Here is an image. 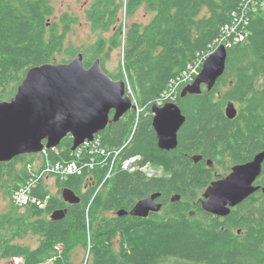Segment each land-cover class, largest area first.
Returning a JSON list of instances; mask_svg holds the SVG:
<instances>
[{"label": "trees", "instance_id": "trees-1", "mask_svg": "<svg viewBox=\"0 0 264 264\" xmlns=\"http://www.w3.org/2000/svg\"><path fill=\"white\" fill-rule=\"evenodd\" d=\"M255 1L95 0L87 18L94 30L111 34L98 37L91 57L83 53L84 65L88 67L95 58L101 60V52L109 54L122 46L123 63L117 76L106 71L102 60L101 66L114 79L127 78L141 109L134 129L135 113L131 109L97 137L110 151L126 143L122 159L139 155L140 165L164 167L171 180H151L141 170L128 172L116 163L111 176L96 191L107 165L92 162L93 166H83L80 174L55 178L60 191L69 188L80 197L79 203L68 204L50 194L43 183L45 178L26 167L36 161L35 154L0 162V192L9 200L6 209L0 211V260L22 255L24 264L45 262L54 256L53 246L62 243V255L51 264H76L68 257L79 245L90 246V264H166L169 260L264 264V192L252 194L242 208L222 220L199 208L191 214L193 207L186 200L207 178L201 164L192 161L199 152L209 158L215 152L231 150L240 161L264 150V0ZM141 6L151 12L149 20L127 24L126 18ZM51 14L47 0H0V101L13 98L30 67L58 62L56 56L65 49L71 24L66 19L61 23L52 20ZM232 24L247 37L241 42L227 41L221 78L224 89H203L200 94L181 97L179 91L186 84H179L174 99H163L162 104L174 101L185 121L178 130L175 151L159 150L151 119L144 117L151 116L152 105L171 82L178 81L188 66L203 60L217 46V39L235 33L224 31ZM60 61L69 60L63 57ZM216 91L222 98L216 97ZM227 101L236 105L233 119L225 116ZM71 146L70 136L62 139L56 153L48 151L51 160H76ZM88 159L84 153L81 161ZM262 170L260 185L264 186V162ZM18 189L34 201L16 204L12 195ZM155 189L181 193L185 202L182 206L170 204L153 219L107 215L133 207ZM59 208L67 209L65 216L50 219ZM236 228H242V234H237ZM29 234L39 238L34 249L18 243Z\"/></svg>", "mask_w": 264, "mask_h": 264}, {"label": "water", "instance_id": "water-1", "mask_svg": "<svg viewBox=\"0 0 264 264\" xmlns=\"http://www.w3.org/2000/svg\"><path fill=\"white\" fill-rule=\"evenodd\" d=\"M226 58L227 47L219 44L206 56L193 81L181 89L180 96L200 94L203 85L210 91L225 70ZM134 108L126 94L125 79H114L106 73L100 58H95L86 67L83 52H78L66 62L32 66L13 98L0 101V162L22 154L57 148L67 136L71 137V150L74 151ZM151 111L158 147L174 149L178 130L185 121L179 106L168 101L152 105ZM224 113L228 119L236 116L237 108L233 101H227ZM263 162L264 150H261L250 161L233 166L231 173L223 179L212 182L203 194V210L224 216L231 207L256 191L264 192V186L255 185ZM158 195L153 193L138 200L131 214L145 217L150 210H159L161 204L155 203ZM62 199L68 204L80 201V197L69 188L62 190ZM66 212V208L56 209L50 219L59 220ZM118 214H123V211H118Z\"/></svg>", "mask_w": 264, "mask_h": 264}, {"label": "rangeland", "instance_id": "rangeland-1", "mask_svg": "<svg viewBox=\"0 0 264 264\" xmlns=\"http://www.w3.org/2000/svg\"><path fill=\"white\" fill-rule=\"evenodd\" d=\"M47 1L49 2L52 8V14L50 16V19L58 20L60 23L61 21H63V19L64 20L66 19L69 20L71 24L65 40V49L62 52H59L56 56L58 62H62L60 60L63 57L70 60L74 58L78 52H83L84 54H86V56L91 57L93 53L94 45L98 37L100 35H103L106 38L110 36L111 34L110 32L102 33L100 30H94L93 27L91 26L89 19L87 18V11L91 8L95 0H47ZM150 16H151V12L145 6H141L131 17L126 18V22L127 24L130 21H138L145 23L149 20ZM121 17L124 19V8L121 11ZM99 55L102 60V65L106 69V71L117 76L119 69L121 68L123 63V47L121 46L114 48L109 52V54L106 53L105 50L104 52H101ZM119 78H123V77L121 76ZM132 110L135 113V121L133 124V129H134L137 123L136 114L138 111L135 108ZM153 167L154 169H156L155 166ZM43 183H45L46 189H48L50 194H55L57 197H62V190L60 191V187L58 186L55 178L49 176L44 179ZM98 185L96 189L98 188ZM8 203H9L8 198L2 192H0V211H4ZM87 225H88L87 235L89 236L90 223L88 222ZM38 240L39 238L37 235L29 234L26 237L19 239L18 243L27 246L30 249H34L37 246H39ZM89 250H90V246H82V245L76 246L74 250L71 252V255H69L68 259L75 262L76 264H90L91 256L89 254L90 252ZM63 251H64L63 244L56 243L53 246L54 256L45 262H38L36 264H51L52 260H55L58 256H60V254L62 255ZM0 264H24V257L22 255H19L9 258H3L2 260H0ZM166 264H195V263L193 262L177 263L174 260H169Z\"/></svg>", "mask_w": 264, "mask_h": 264}, {"label": "built area", "instance_id": "built-area-1", "mask_svg": "<svg viewBox=\"0 0 264 264\" xmlns=\"http://www.w3.org/2000/svg\"><path fill=\"white\" fill-rule=\"evenodd\" d=\"M248 2L255 3L256 1L255 0H247V3ZM262 4H264V1ZM235 25L236 24H232L231 27H229V26L225 27L224 31L229 32L230 30H235V33L233 35L227 34L225 37L222 36L219 39H217L216 40L217 46L219 44H225V46H226L227 41H229V40H232L234 42L235 41L241 42V41L246 39L247 33L243 30L237 31V29H235ZM216 47H214L213 49L211 48L209 53L214 51L216 49ZM206 56L203 58V60L197 61L196 64H192V65L188 66V70L184 71V73L181 75L182 77L178 81L175 80V81L171 82L169 88L164 93L161 94V96L157 102V105H162L163 99H169V98L174 99L173 97H175V94L178 90L179 84H188V83L192 82L195 75L199 71V69H198L199 65L200 64L202 65ZM124 78L126 81V94L131 98L132 103L135 105V109H137V111H138L136 114V118H138L141 109L139 107L137 99L135 98V96H134V94H133V92L129 86L127 78L126 77H124ZM169 96H171V97H169ZM169 101H171V100H169ZM125 144L122 146H119L118 148L113 149L112 151H110L108 147L102 146L100 144V140L96 134L92 141H85L78 148H76V150H74L76 152V160L65 161V162L61 161V160L53 161V160H51V158L49 156V152H48L49 150L44 149L43 151L36 153L35 158H38V159H36V161L34 163L28 162L26 164V167L28 168L29 171L34 170V172L38 173L41 178L42 177L47 178L49 176H52L53 178L58 177V178L64 179V178L68 177V175H70V174H74V173L80 174L83 166H86V168L90 169L93 166L92 162L93 163L99 162L103 165H107V168H106V172H105V176H104L103 181H101L99 183L98 188L96 189V191H97L101 188L104 180L111 176L113 168H114L116 163L120 164V167L122 170H126L128 172H133L135 170H141L144 173H146L147 175H149V173L152 171L150 164L140 165L138 163L141 159L139 157V155H132V156H129L125 159H122L120 154L122 153ZM51 150H54L55 153L57 152V150L55 148L51 149ZM84 153L87 154L89 159L82 162L81 158L83 157ZM12 200L20 206L27 204L30 200L34 201V199L29 198L28 193H26L22 189L15 190V192L12 195ZM41 207H44V204H41Z\"/></svg>", "mask_w": 264, "mask_h": 264}, {"label": "flooded vegetation", "instance_id": "flooded-vegetation-1", "mask_svg": "<svg viewBox=\"0 0 264 264\" xmlns=\"http://www.w3.org/2000/svg\"><path fill=\"white\" fill-rule=\"evenodd\" d=\"M225 68H226V66H225ZM224 72H225V70H224ZM224 72H223V74H224ZM223 74L217 79L214 87L211 89L212 91L214 89L218 88V87H220V89H224V86L221 85V78H222ZM203 89L206 90L205 86L203 87ZM216 92H217L216 93V97L218 99L222 98L221 92H218V91H216ZM144 119H146V120L151 119V126H152V121H153L152 113H151V116L150 115H146L144 117ZM152 129H153V132H154V135H155V138H156V144H157V147H158L157 134H156L153 126H152ZM177 143H178V133H177ZM176 148H177V145H176V147L174 149H170V150L161 149V148L158 147L159 150L165 151V152L175 151ZM219 150L220 149H218L217 151H219ZM201 155H203V153L199 152L198 156H195L192 161H193V163L201 164V168L204 171V174H206L207 178H206L205 182L201 185V187L196 188L194 193L191 196H189L188 199H186L187 201L189 200V203L193 207L191 209V214L197 208L202 209V212H204V210L202 208V200L205 199L203 197V194H204L205 190L207 189V187L212 182L221 180L224 177H226L229 173H231L233 166H235L237 164H243V163H245L247 161H250L253 158V156H249L246 160L238 161V160H236L234 158L231 150H223L222 152H215V154L213 156L209 157V158H204V155L203 156H201ZM150 166H151V170L152 171L149 173V175L145 174V176L147 178H151V180H156V179H161V178H164L166 181L167 180H171L170 179V173L167 170H165L164 167H161V166L155 165V164H150ZM153 166H155L156 169H154ZM262 171H261L260 176L256 179L255 185H260V179H261L262 173H263ZM258 191H261V190H258ZM153 193H158L159 194L157 196V198L155 199V203H160L161 207L157 211L150 210L148 212L147 216H145L144 218L150 217V218L153 219L155 214H161L170 204H172V203L175 204L176 203L177 205L182 206L183 202H185V196L182 195L181 193H178V192H175V191H168L166 189L165 190H156L155 189L150 194H148L147 196H149V195H151ZM147 196H145V197H147ZM245 200L242 201L241 203H239L238 205H236L234 207H231L229 213H227L226 215L218 216L219 219L222 220L225 216L227 217V215L231 214L230 212H232V211L237 212V210L242 208V205L245 204ZM131 207L127 206L126 208H124V207L120 208V210H118V211H123V214H121V215L118 214V211L116 212L114 210L107 212V215L109 217L112 216V215H115V216H120V217H123V218H126V217L140 218V216H136V215H132L131 214L130 211L133 208V207L132 208ZM247 213H249V212L247 211ZM200 214H202V213L200 212ZM247 215L248 214H246V216ZM236 230L237 231H235V232H237V234H242V232H243L242 228H236ZM233 241H235V240H233Z\"/></svg>", "mask_w": 264, "mask_h": 264}]
</instances>
